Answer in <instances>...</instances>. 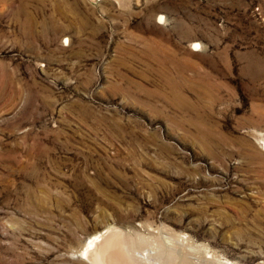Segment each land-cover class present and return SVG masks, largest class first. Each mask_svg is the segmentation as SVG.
<instances>
[{
	"label": "rangeland",
	"instance_id": "1",
	"mask_svg": "<svg viewBox=\"0 0 264 264\" xmlns=\"http://www.w3.org/2000/svg\"><path fill=\"white\" fill-rule=\"evenodd\" d=\"M110 225L264 264V0H0V264Z\"/></svg>",
	"mask_w": 264,
	"mask_h": 264
},
{
	"label": "bare ground",
	"instance_id": "2",
	"mask_svg": "<svg viewBox=\"0 0 264 264\" xmlns=\"http://www.w3.org/2000/svg\"><path fill=\"white\" fill-rule=\"evenodd\" d=\"M158 19L162 20V16ZM193 49H200V45L194 43ZM143 232H123L110 225L89 236L78 251V257L89 264H194L187 252H174L165 247L158 236ZM148 246L156 251L153 255L147 253Z\"/></svg>",
	"mask_w": 264,
	"mask_h": 264
}]
</instances>
